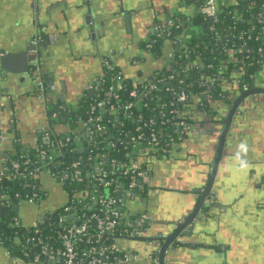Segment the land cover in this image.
<instances>
[{"label": "built area", "instance_id": "built-area-1", "mask_svg": "<svg viewBox=\"0 0 264 264\" xmlns=\"http://www.w3.org/2000/svg\"><path fill=\"white\" fill-rule=\"evenodd\" d=\"M198 1L191 0L194 13L186 16L185 21L168 18L163 24L150 28L143 49L160 60L163 69L149 74L139 69L135 77L128 78L117 61L120 53L110 51L101 59V74L86 87L92 95L83 108L77 102L75 106L53 109L43 102L47 121L40 133L48 141L38 144L34 158L24 157L20 162L8 164L9 160L2 156L0 183L5 178L21 179L23 189L28 191L24 193L23 190L20 195L13 191L10 196L0 191V217L3 208L16 210L21 201L28 205L41 204L47 196L43 187L46 178L62 189L64 185L69 187L67 191L63 189L64 203L53 210L42 211L33 223L23 224L18 212L12 216L7 226L23 231L17 235L25 246L19 255L51 264H136L145 261L160 264L159 248L156 254H149L145 259L122 249V242L138 240L151 224L146 212H131L127 204L152 191L147 167L149 158L167 157L175 143L194 131V113L206 108L207 103L222 101L226 88L222 74L227 65L222 60L205 62L196 57L190 61V68L173 66L186 54L190 39L204 33L210 37L211 44H223L224 53L228 51L234 62L242 64L233 83L240 92L253 89L260 78L258 71L248 75L247 80H253L252 84L243 79V54L251 52L248 42L260 41L261 46L256 48L262 57L257 61L258 68L264 64V0L257 6L254 0L248 1L252 24L237 36H228L223 29L218 30L216 24L221 7L237 5L238 0L230 4L218 0H200L198 4ZM197 16L201 21L212 19L211 24L207 27L194 25L192 19ZM239 16L234 13L232 18ZM231 39L237 44L240 42L238 48H232V44L225 48ZM38 40L34 35L31 45L36 46ZM159 41V55L154 56L152 47ZM138 63L137 59L131 60L132 66ZM192 68L199 73L198 78L189 83L196 86V92L186 85ZM35 73L37 98L45 99L46 80L40 63L36 64ZM215 106L209 108L211 112L215 111ZM5 139L2 132L0 140ZM16 142L12 138L11 143ZM19 196L21 200L13 204L11 198ZM213 199L214 196H210L206 202ZM1 236L0 231V240ZM162 239L164 236H158L155 242L163 243Z\"/></svg>", "mask_w": 264, "mask_h": 264}, {"label": "crops", "instance_id": "crops-1", "mask_svg": "<svg viewBox=\"0 0 264 264\" xmlns=\"http://www.w3.org/2000/svg\"><path fill=\"white\" fill-rule=\"evenodd\" d=\"M33 1L0 0V48L6 53L18 50L21 45L30 40L32 34L30 4H33ZM178 1L180 2V0H151L150 4L143 1L140 4H146L143 9L145 16L132 22L130 33L125 27L122 32H117L109 30L108 26H102L99 36L96 35L93 38L94 47H91L86 39L82 21L74 11L75 8L71 11L68 7L72 5L73 0H37L40 19L45 21L51 18L57 19L61 29L65 31L60 37L62 44L60 53L49 56L43 65L46 74L54 75V82L57 85L56 89L49 93L48 98L52 105L48 106L51 108L75 106L85 93L86 87L101 74V59L110 51L120 53L117 61L128 78L135 77L139 69L146 74L163 69L162 62L142 52L141 45L154 24H163L169 16L176 14L192 16L194 11L184 13L179 9ZM232 1L234 0H218L222 4H230ZM94 5L98 10L100 6H104V2L100 5L98 0H95ZM184 5L187 3L184 2ZM127 7L130 6L127 5ZM109 8L112 9L111 6ZM92 35L94 36L95 33ZM165 46L169 47L167 44ZM17 54L13 53L12 59L8 62L10 70L16 73V78L18 77L8 87L12 93L10 98L14 97L11 102L15 110L13 118L9 117L8 110L1 111L0 109V134L3 132L6 135L4 141L0 140V162L4 152H8V156L13 153L12 138L28 148H36L39 144L40 132L46 127L47 121L44 104L31 95L34 91L35 80L29 83L27 77H20L22 73L19 72L23 67V60ZM133 59L139 61L137 66L131 65ZM261 77L264 79V71ZM60 82H64V87L60 85ZM60 98L63 99L62 102ZM218 108L217 105L216 110ZM241 109V113L235 114L228 147L237 157H240L241 162L231 159L229 155L227 159H224V170H222L224 180L219 189L222 193V204H229L230 194L233 192L242 194V202L236 208L237 214L230 211L224 214L221 211L218 213L217 208L214 209L216 212L212 210V217L205 221L207 233H195L192 239L214 242L219 244L223 250L225 245L229 248L233 247L241 257L238 258L240 263L264 264V253L261 252L264 251V214H260L251 207L254 202L264 197L255 196L256 194L253 193L244 196L245 183L250 181L251 174H253L251 169L260 167L259 165L264 161V102L243 105ZM212 112L215 117L210 121H208L209 115L204 116L199 111L193 115L194 131L199 134L204 132L203 135L186 137L175 143L166 158H149L147 167L152 173V184L161 188V193L159 199L150 200V208L154 210L152 217L158 221H156L157 228L149 230L147 235L158 231L165 232L166 227H163L165 224L163 222L176 218V213L196 200L193 190L199 188L204 182L206 164L212 158L217 142L214 133L219 129L220 124L218 125L214 120L223 116L221 111L219 114V110L218 113L213 110ZM212 122L215 124L213 125ZM11 125L14 126L15 134L8 131L12 128ZM171 157L174 159L168 161ZM261 169L264 170V165ZM48 181H50L49 178L44 180L43 187L47 196L41 204H27L28 209H24L22 217L19 216V212L25 202L21 206L19 204L18 216L23 224H29L25 220L30 215L35 219L42 211L53 210L64 203L65 191L60 185L53 186L50 197ZM256 185L263 190L264 184L255 182L251 184L252 191L259 192L255 190ZM139 200L129 209L131 212L137 213L144 210ZM30 207L35 209L34 214L31 213ZM127 246L136 250L141 257L147 256L151 251V247H147L141 239ZM181 255L180 253L173 254L169 259L175 261ZM28 258L23 255L10 254L0 245V264H41V262H34L32 257L29 262ZM179 258V264H184L186 257ZM136 264H148V262Z\"/></svg>", "mask_w": 264, "mask_h": 264}, {"label": "water", "instance_id": "water-1", "mask_svg": "<svg viewBox=\"0 0 264 264\" xmlns=\"http://www.w3.org/2000/svg\"><path fill=\"white\" fill-rule=\"evenodd\" d=\"M143 1H147L149 4L151 2V0H128L127 2L126 0H98L100 5L104 2V6H100L97 10L94 5L95 0H73L72 5L68 7L71 8V11L75 8L74 11L78 14L79 19H81L82 25L85 28L86 39L89 45L94 47L95 43L93 38L96 35L99 36L101 30L100 27L102 26H108L109 30L117 32H122L123 27H125L126 31L130 33L132 29L131 24H133L132 22H134L135 19L140 20L143 16H145L143 9L146 4H140L143 3ZM127 5L130 7H127ZM110 6L113 10L109 8ZM30 20L32 25V34L28 42L21 45V48L15 50L14 52L6 53L4 49L0 48V109L1 111L8 110L9 117L11 118H13V113H15L14 107L11 103L14 100V97L10 98L12 93L8 87H10L13 81L18 78L15 77L16 73L10 70L8 63L12 59L13 53H18L17 55L21 56L23 60V67L19 72L22 73V76L20 77H27L29 83L36 79V64H41L42 74L46 80L45 99H38V92L35 89L31 93V95L38 99L40 103L43 104V102H45L47 105H52L50 98H48L49 93L54 91L57 87L54 82V75L46 74L43 70V65L49 56H55L60 53L62 47L60 37L65 33V31L64 29H61L60 23L57 19L51 18L47 21L40 19L37 0H34L33 4H30ZM210 21H212V19H210ZM93 33H95L94 36L92 35ZM34 35H37L39 38L36 46L31 45ZM34 50H37V53H34ZM60 85L64 87V82H60ZM238 90L239 88L236 85L232 87L231 92H229L230 90L224 88V99L217 102L219 108L216 110V107L214 112L218 113V110L221 109V113L223 114L224 110V114L220 117V119L214 120L220 124L219 129L214 133L217 137V142L213 156L206 164L204 182L199 188L193 190L196 200L192 201L190 206L185 209L182 208L178 213H176V218L163 222L165 223L163 224V227H166L165 232L158 231L154 234L150 233L147 235L149 230L157 228L156 221H158L152 217L154 210H151L150 208V200L159 199L161 193V188L152 184L153 177L152 173H150V188L152 191L145 197L140 198L139 201L142 202V207H144L143 211L149 215L151 224L147 230L142 233L139 239L143 240V243L147 247H151L149 254H156V251L159 248L158 257L160 264H172L173 262L174 264H179V257H186L184 264H244L238 261V258L241 257L237 254V251L233 247L229 248V246L225 245L223 250L219 244L214 242L192 239L195 233H207V230L205 229V221L212 217L213 212H216L214 209L217 208L218 213L221 211L224 214V212L230 211L233 214H237L236 208H238V205L242 202V194L240 195L233 192L231 193L232 195L230 194L231 199L229 204L221 203L222 193L219 186L222 185L224 180V171H222L224 170V159H227V156L229 155L231 159L241 162L240 157H237V155L228 148L229 135L235 122V114L237 112L241 113V107L245 105V101L248 99L247 103H259V101L252 96L256 94H264V90L262 88H253L245 92H240ZM85 94L91 96L92 91L86 90ZM60 99L62 102L63 99ZM207 105L212 107L214 103L210 102ZM61 121L64 122L65 118H62ZM11 126L14 128L13 125ZM203 134L204 132L199 134V132L192 131L187 137L192 138ZM47 141L48 140L46 139L45 142ZM172 159H174V157L169 158L168 161ZM262 162L263 163L259 165L260 167H258L259 169H251V171L253 170V174H251L250 181H247V184L245 183L244 196H248L249 193H253L256 194L255 196L264 197V188L263 190H260L259 186H254L255 190H259L257 193L251 189L252 183L261 182L264 184V170L261 169L264 165V161ZM210 196H214V199L211 202H206ZM251 207L260 214H264V198L254 202ZM18 209L19 208L16 207V213L18 212ZM212 210L214 211L212 212ZM5 212L6 209L3 208L1 211L2 216H4ZM158 236H164V239H162L163 243H160V241L155 242ZM135 241L136 240H126L122 242V249L137 253L136 250L127 246V244L134 243ZM148 241H150L151 244H148ZM261 252L264 253V251ZM30 253L32 252L30 251ZM179 253L182 255L179 256L177 260L172 261V259H169L173 256V254L175 255ZM147 256L139 257L141 259H145ZM27 260L31 262V257ZM41 264L51 263L43 260Z\"/></svg>", "mask_w": 264, "mask_h": 264}, {"label": "trees", "instance_id": "trees-1", "mask_svg": "<svg viewBox=\"0 0 264 264\" xmlns=\"http://www.w3.org/2000/svg\"><path fill=\"white\" fill-rule=\"evenodd\" d=\"M184 1L188 3L191 2V0H184ZM248 1L249 0H238L237 5L231 4V5L221 7L220 12L218 14L219 22L216 24V26L218 27V30L223 29L224 30L223 33H227L228 36L230 35L237 36L241 32L245 31L247 27L250 24H252L250 17H249V14L252 11V9L249 7ZM254 1L256 3V6L260 5L263 2V0H254ZM199 3L200 1H198V4ZM234 13H239L240 16L236 18H232ZM168 18H171L173 20L175 18H178L180 20L185 21L187 17L184 14H176V15L169 16ZM198 19H199V16L194 17L192 19V23L194 25L199 24L204 27H207L209 26V24H211V22L208 20L201 21ZM209 39L210 37L208 36L207 33H204V35H202L199 38H191L190 45H189V48H187L186 54L182 56L183 58L178 59L177 64H175L173 67L174 68L187 67L189 64H191L190 61H193L196 57H200L205 62H208V61L217 62V61L222 60L227 65V68L225 72L222 74V77L224 78L225 84L228 87V89H232V87L234 86L233 83L235 80V77H234L235 73L238 71L239 67L242 64L238 63V61L234 62L228 55V51H225L224 53L223 44H221V46L211 44ZM239 43L237 44L236 41H233L231 39L230 42L225 46V48L229 47L230 44H232L231 47L234 46L232 48L234 49L238 48ZM258 46H261L260 41L251 42V43L248 42V48L251 49V52L248 54H243V58H242L243 70H244L243 79L246 80L250 84L253 83V80H247L248 75L255 74L259 71L257 61L262 60V57L260 58L256 52V48ZM160 47H161V41H159L158 44L153 45L152 53L154 56L159 55ZM262 50H263V55H264L263 47H262ZM237 58L238 60L240 59L239 56H237ZM188 68L190 67L188 66ZM190 73H191L190 76L186 78V85L189 87V89L192 92H196V89H197L196 86L190 85L189 83L192 80L197 79L198 78L197 76H199V73L198 71L195 70V68H192V70H190ZM217 76L219 77V80H220V75H217ZM89 97H90L89 95L84 93L78 101L79 106L83 108V106L86 104ZM207 104H206V108L209 109L210 105H207ZM8 131L10 133L15 134L14 128L9 129ZM38 139H39V144L42 143L44 145L46 143L41 136H39ZM12 150H13V153L10 155V157L8 156V152H4V155H3L5 156L6 159L9 160L7 161L8 164L10 163V161L20 162L22 161L24 157L34 158L38 153V148H28L20 144L19 141L12 145ZM23 185H24V182L21 179L11 180L9 178H5V180H3V182L0 183V191H2L4 195H8V196H10L13 191L17 192L20 195L21 191L24 190V193L28 191V189H23ZM63 187L65 191L69 189V187L66 185H64ZM19 197L15 199L10 197L11 202L13 204L14 203L16 204L17 202L21 200V197L20 198ZM15 214H16L15 208L13 209L8 208L4 216H2L1 214L0 231H1L2 236H1L0 243H1V246H3L6 249V251H8L10 254L19 255L20 252L23 253L22 250H25V246L22 245L20 243V240H18L17 238L23 231L20 228H9L7 226V223L10 222L12 216H14Z\"/></svg>", "mask_w": 264, "mask_h": 264}, {"label": "rangeland", "instance_id": "rangeland-1", "mask_svg": "<svg viewBox=\"0 0 264 264\" xmlns=\"http://www.w3.org/2000/svg\"><path fill=\"white\" fill-rule=\"evenodd\" d=\"M183 1V2H182ZM184 2L185 3H187V5H184ZM178 4H179V9L180 10H183L184 11V13H189L190 11H194V6L192 5V4H188V2H186V1H184V0H180V2L178 1L177 2ZM163 53H164V51H163ZM230 90V92H231V89H229ZM239 91V90H238ZM232 93H234V92H232ZM48 183H49V186H50V191H51V193H50V197H51V195H52V190H53V188L54 187H58V183H57V185H55L56 183L54 182V181H48ZM54 186V187H53ZM49 191V190H48ZM24 201H21L20 202V206L22 205V203H23ZM134 203L135 202H132V203H128L127 204V209H131V207H133L134 206ZM129 207V208H128ZM24 209H28V206H27V203L25 202L24 203V207L23 208H21L20 209V212H19V216L20 217H22L23 216V214H24ZM30 210L32 211L31 213L32 214H34V212H35V209H33V208H31L30 207ZM26 223H29V224H31V223H33L34 222V218L33 217H31V215L28 217V218H26ZM128 243V242H127Z\"/></svg>", "mask_w": 264, "mask_h": 264}, {"label": "flooded vegetation", "instance_id": "flooded-vegetation-1", "mask_svg": "<svg viewBox=\"0 0 264 264\" xmlns=\"http://www.w3.org/2000/svg\"><path fill=\"white\" fill-rule=\"evenodd\" d=\"M144 42L142 43L143 45H141L142 52H144V49H143ZM263 69H264V64L259 68V77L260 78H259L258 82L255 84L254 88H259V89L262 88L264 90V79L261 77L262 76V72L264 71ZM34 89H35V87H34ZM226 89L229 90L227 86H226ZM252 97H254L255 99H257L259 101V103L260 102H264V94H256V95H254ZM254 98H252V99H254ZM248 100L245 101V105L244 106H246L247 104H249V105L251 104L250 102L247 103ZM212 103L215 104V102H212ZM216 107H217V103H216ZM219 111L222 112L221 109H219ZM199 113H202V115H204V116H208L209 115L208 116L209 117L208 118V121H210V119L212 120L215 117V114L213 112H211L210 109H208V108H202V111H199ZM223 114H224V110H223ZM212 123H213V125L215 124L214 122H212Z\"/></svg>", "mask_w": 264, "mask_h": 264}]
</instances>
